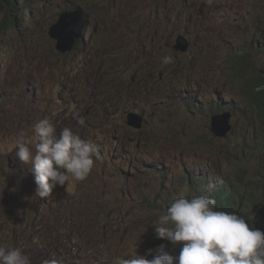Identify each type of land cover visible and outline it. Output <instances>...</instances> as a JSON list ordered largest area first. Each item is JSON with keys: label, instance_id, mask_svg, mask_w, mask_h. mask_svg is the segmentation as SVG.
Here are the masks:
<instances>
[{"label": "rangeland", "instance_id": "1", "mask_svg": "<svg viewBox=\"0 0 264 264\" xmlns=\"http://www.w3.org/2000/svg\"><path fill=\"white\" fill-rule=\"evenodd\" d=\"M126 1L42 0L29 23L40 49L21 55L19 35L14 33L0 60V247L20 248L31 264L50 257L60 264H117L119 258L136 255L143 243L138 255L152 259L159 247H148L155 239L154 224L171 200L188 193L182 183L187 172L208 169V174L224 178L245 160L252 175L257 163L251 145H237L251 115L238 87L243 78L262 75V54L249 46L250 36L241 35L248 31L241 17L264 0ZM66 8H83L89 16L84 42L70 55L67 68L79 62L74 78L83 81L77 85L88 84L91 70L110 77L119 102L117 110L106 105L99 91V117L84 114L85 123L79 124V134L104 149L105 164L98 163L85 180L70 181L54 188L49 197L38 198L31 167L17 159L14 146L21 131L34 146L33 125L39 119L48 118L56 129L70 125L68 112L79 103L62 96L65 77L60 74L67 64L59 62L57 52L41 63L49 27ZM256 14L264 16V8ZM179 33L190 35L192 55H179L171 47ZM5 37L9 42V33ZM107 47L110 58H99ZM165 56L171 57L167 64ZM93 59L97 63L91 69ZM160 73L167 74L164 81ZM87 99L79 96L80 102ZM188 103L198 110L183 117L180 105L187 108ZM149 105L162 113L170 131L174 129V140L168 136L160 143L148 125L140 133L126 126L131 111L149 119ZM81 110L79 106L71 117ZM213 110L234 114V132L225 141L210 132ZM171 249L166 251L170 254Z\"/></svg>", "mask_w": 264, "mask_h": 264}, {"label": "clouds", "instance_id": "2", "mask_svg": "<svg viewBox=\"0 0 264 264\" xmlns=\"http://www.w3.org/2000/svg\"><path fill=\"white\" fill-rule=\"evenodd\" d=\"M41 1L0 0V23L10 20L15 21L13 25L0 30V60L6 57V46L13 41L12 36L14 33L19 35L21 55H25L32 49L36 51L40 49L35 41L37 33L31 30L29 23L35 10L39 8L38 4ZM117 1L122 2L125 0ZM198 1L204 2V0ZM260 8H264V5H259L257 2L251 11L242 15L241 18L246 21L244 26L248 28V31L246 33L241 32V35L245 36L246 39V36H250L251 42L249 46L262 54V75L243 78L242 81L250 80L238 87L239 90H244L247 85L253 84L252 88L246 92L248 101L247 103L245 102L251 109V115L248 116V125L243 135V140L239 141L237 145H251L249 152L252 151L251 156L257 160V163L252 175H250L251 167L247 165L245 160L240 165V169L231 172L228 177L216 176L212 171H209V175L213 177L215 183L224 184L226 182L229 184L230 190L241 193L243 196L254 194L256 185L259 182L264 183V126L259 121L258 110L251 103L250 96L251 93H264V16L259 18L256 14ZM63 14L68 16L73 30L76 27L79 28V34H81L79 37L82 40V43H79L78 39L73 49L64 53L57 49L58 41L53 39L49 33L51 26L56 24ZM88 19L89 16L83 8H66L62 10L58 15L57 21L48 30L49 39L55 42V50L46 35L47 43L42 46L43 49L41 51V63H46L45 57L51 59L56 54V51L59 62L67 64L61 69L60 75L65 78L61 81L60 91L63 97L68 98L67 102H79L75 105L76 109L68 112L67 117L71 124L56 129L48 118L39 119L33 125V132L36 137L34 146H32L33 139L26 136L23 131L18 134L15 141V155L22 164L30 165L36 184L35 197L38 198L49 197L54 188L65 186L70 181L79 182L85 180L92 170L97 169L98 163L105 164L103 160L104 149H99L90 139L80 135L79 124L83 125L85 123L84 114L99 117V111L103 108L99 91L102 94L103 102L117 110L119 102L117 85L110 77L98 75V72L95 71L93 73L92 70L88 84L85 85L84 82H81L77 85L79 81H83V78H80V80L74 78V74L79 73H76V71H79V62L71 63L78 65V67L67 68L68 63L72 59L70 55L76 51L79 52V48L84 42L81 28ZM190 21H193L192 17H190ZM203 21L204 14L202 12L199 14L197 23L199 22L198 24L200 25ZM26 31L28 32L26 33ZM6 32L9 33V42L6 41ZM171 47L177 54L182 56H189L193 53L192 41L188 33H179ZM108 50L110 48L107 47L99 52L97 56L99 58H110L112 52L107 53ZM170 60L171 57H163V63L165 64ZM229 62L238 63L236 61ZM96 63L95 59L91 61V69ZM81 64H84V62L81 61ZM110 75L113 76L115 74L110 72ZM160 77H163L164 79L161 81H164L167 76L160 75ZM81 95L87 96V101L80 102L79 96ZM79 106H82L81 112L75 117H71ZM180 109V114L183 117H189V115L195 114L198 110L195 107L191 108L190 103L187 104V108L180 105ZM147 113L150 116L149 119L144 113L128 112L125 119L126 126L132 128L134 121L139 120L141 128L145 130L148 125L149 129L154 133V138L161 139L160 143L168 136L173 140L175 139L174 129L172 128L170 131L169 126L165 124L164 116L157 108L149 105ZM210 115L211 134L213 133V117L229 116L232 131L225 139L215 137L219 141L227 140L234 132L233 112L220 113L219 110H213ZM20 117L25 119L24 116ZM246 155L248 156V153L243 156ZM207 171L208 169L204 171V174ZM21 176L25 179L24 174ZM215 183L209 184L208 187L216 190L223 185L216 186ZM235 184L243 185V189H238ZM185 190L188 191L186 188ZM262 194H260L261 197H263ZM244 205L249 216H252L254 220L260 218L264 209L263 201L252 200L248 203L244 202ZM215 209L216 200L206 195H193L190 199L183 195L178 196L170 203L168 208L165 207V214L158 218V223L154 224V226L155 234H157L158 238L166 239L173 245L178 243L182 245L179 255L173 256L169 254L164 243L161 244L155 238L148 245L151 248L159 246L155 249L157 255L152 259L149 256L138 255L143 250V243L136 255L128 258H119L117 264H264V231L252 228L253 223L247 220L249 218L246 216L232 211H217ZM105 224L106 222L103 221L101 224L102 229ZM79 238L83 239L81 236ZM0 264H31V262L20 248L5 249L0 247ZM42 264H60V260L56 257H50L44 259Z\"/></svg>", "mask_w": 264, "mask_h": 264}, {"label": "trees", "instance_id": "3", "mask_svg": "<svg viewBox=\"0 0 264 264\" xmlns=\"http://www.w3.org/2000/svg\"><path fill=\"white\" fill-rule=\"evenodd\" d=\"M14 23H15L14 20L3 21L2 23H0V30H4L7 27H9L10 25H13ZM118 70H119V68H118ZM160 75L161 76H167L166 73H160ZM163 79L164 78L161 77V80H163ZM249 80L242 81L240 83V85H242L244 82L249 81ZM252 86H253V84H249V85H247V87L244 90H241V96L246 103L248 101V99H247L248 95L246 94V92L248 90H250L252 88ZM250 96H251V103L258 110L259 121L261 122V125L264 126V93H262V94L251 93ZM131 131H133V130H131ZM142 131H144V130L142 129ZM134 133H136V132H134ZM212 137H214V136L212 135ZM178 144H181V143H178ZM263 164H264V160H263ZM201 174H200V171H198V170L196 171V173L194 171L186 173V176L182 179V183H183V187L188 190V193H183L182 194L183 196H185L189 199L193 195H206L210 198H214L216 200V209L215 210H217V211H223V210L232 211V212H236L240 215L246 216L249 218L247 220H249L250 222L253 223L252 228H257L261 231H264V220H263L264 219V209L261 213L260 218H258V220H254L252 218V216L248 215V213L246 212L245 205H244V202L248 203L249 201H252V200L264 202V183L263 182H259L256 185L254 194L243 196L241 193L234 192V191L230 190L229 184L226 182L219 189L212 190L210 187H208V185L211 183H215V180L213 179V177L207 173L204 174V172H201ZM163 186L166 187L167 184L164 183ZM175 191H178L177 188L175 189ZM207 191H208V193H207ZM261 193H263L262 194L263 197L260 196ZM165 201L166 200H163V203ZM172 201L173 200H171L166 205L167 208L169 207V205ZM147 206L150 209H155V205L152 203H148ZM15 211H16V209H15ZM126 233H128V232H126ZM133 235H134V233H133ZM155 238L158 239V241H160L161 244L164 243L166 246V249H170L171 247H173L172 248L173 253H171V255H173V256L179 255L180 248L182 246L180 243L173 245L170 241H168L166 239L158 238L157 234H156ZM131 247H134V246H131ZM138 249L135 252H137ZM128 257L124 256L122 258H128Z\"/></svg>", "mask_w": 264, "mask_h": 264}, {"label": "water", "instance_id": "4", "mask_svg": "<svg viewBox=\"0 0 264 264\" xmlns=\"http://www.w3.org/2000/svg\"><path fill=\"white\" fill-rule=\"evenodd\" d=\"M49 33L53 39L58 41L57 49L63 53L71 51L75 43L79 39V36L81 35L79 34L78 27H76L74 30L72 29L71 22L66 14L61 15L60 20L56 24L51 26ZM222 116H214L212 124L213 132L218 133L216 137H219V139L227 138L228 134L232 131V127L230 124L231 119H229V116ZM171 253H173V249H171L170 254Z\"/></svg>", "mask_w": 264, "mask_h": 264}, {"label": "bare ground", "instance_id": "5", "mask_svg": "<svg viewBox=\"0 0 264 264\" xmlns=\"http://www.w3.org/2000/svg\"><path fill=\"white\" fill-rule=\"evenodd\" d=\"M43 9V8H42ZM43 14H44V12H43ZM97 16V15H96ZM94 19V18H93ZM87 22V21H86ZM93 22V21H92ZM85 27H86V23L82 26V28H81V31H82V33H83V30L85 29ZM90 35V34H89ZM83 37H84V35H83ZM81 40V38L79 37V41ZM88 46V45H87ZM131 130H133L134 132H136V133H139V132H141L142 131V128H141V126L139 125V120H135L134 121V125H133V127L131 128ZM217 132H213L212 133V135L214 136V137H216L217 136ZM139 156V155H138ZM15 161V160H14ZM91 190V189H90ZM92 210V209H91ZM97 211V210H96ZM109 211V210H108ZM95 213V212H94ZM99 215V214H98ZM96 219V218H95ZM264 220V219H263ZM92 221V220H91Z\"/></svg>", "mask_w": 264, "mask_h": 264}]
</instances>
